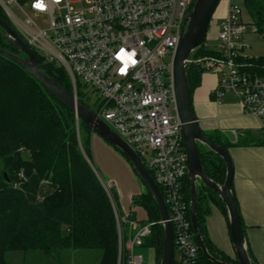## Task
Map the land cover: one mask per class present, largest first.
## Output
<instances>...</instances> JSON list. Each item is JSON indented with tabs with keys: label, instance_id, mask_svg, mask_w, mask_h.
Returning a JSON list of instances; mask_svg holds the SVG:
<instances>
[{
	"label": "built area",
	"instance_id": "obj_1",
	"mask_svg": "<svg viewBox=\"0 0 264 264\" xmlns=\"http://www.w3.org/2000/svg\"><path fill=\"white\" fill-rule=\"evenodd\" d=\"M194 1L0 0L23 41L66 70L78 99V86L88 100L90 88L97 96L94 110L142 158L168 209L173 264H198L199 257L185 198L187 152L173 81L176 47ZM226 2L216 35L219 52L193 61L217 72L213 91L217 100L234 93L264 129V73L243 70L239 59L247 56L243 35L249 25L242 7L233 0ZM10 5L24 18L18 19ZM128 215L116 214L119 235L121 223L130 228L124 243L119 241L117 264H142V255L135 249L144 245L154 226H161V219L140 222Z\"/></svg>",
	"mask_w": 264,
	"mask_h": 264
},
{
	"label": "trees",
	"instance_id": "obj_2",
	"mask_svg": "<svg viewBox=\"0 0 264 264\" xmlns=\"http://www.w3.org/2000/svg\"><path fill=\"white\" fill-rule=\"evenodd\" d=\"M245 6L255 32L264 39V0H245ZM0 18L13 27L1 6ZM0 47L21 54L1 30ZM218 52L207 48L204 41L192 53L188 64L192 91L201 83L206 70L201 62L193 60ZM34 53L42 69L72 92L66 70ZM239 62L245 71L264 73V55L244 56ZM78 87L79 99L88 105L82 88ZM92 132L37 79L0 55V264H7L4 256L10 249H41L48 257L60 260L63 251L81 248L101 249L99 264L118 263L115 211L120 210L119 195L110 182L109 192L105 190L92 167ZM208 137L228 148L230 142L219 135ZM200 151L207 175L223 183L226 172L223 160L202 147ZM184 191L190 217L188 175ZM206 197L217 196L201 184L197 203L201 235L213 256L231 260L215 248L208 236ZM132 203L147 210L148 217L142 222L160 219L158 205L147 190L134 196ZM128 217L135 219L132 212ZM144 245L154 248L158 263L163 251L160 225L153 227ZM249 253L253 258L250 250ZM198 255V264H215L200 249Z\"/></svg>",
	"mask_w": 264,
	"mask_h": 264
},
{
	"label": "water",
	"instance_id": "obj_3",
	"mask_svg": "<svg viewBox=\"0 0 264 264\" xmlns=\"http://www.w3.org/2000/svg\"><path fill=\"white\" fill-rule=\"evenodd\" d=\"M220 0H195L186 16L184 30L180 35L173 61L174 95L177 113L182 124V132L187 152V170L190 179V220L195 240L201 252L215 264H255L248 248L247 237L233 193L234 167L229 151L212 141L202 130L192 103V90L188 77L190 57L204 44L212 17ZM0 30L3 37L21 54L0 47V55L15 62L44 85L62 104L75 113L87 127L118 149L130 162L133 170L151 194L160 211L162 229V257L157 264H173L174 236L164 196L135 149L116 133L94 109L78 99L73 92L63 88L41 67L34 51L23 41L19 34L4 19L0 18ZM204 148L221 158L225 164L223 183L207 175L200 149ZM204 185L223 201L227 210L229 229L236 259L223 260L213 256L201 235L197 221V203L199 185Z\"/></svg>",
	"mask_w": 264,
	"mask_h": 264
},
{
	"label": "crops",
	"instance_id": "obj_4",
	"mask_svg": "<svg viewBox=\"0 0 264 264\" xmlns=\"http://www.w3.org/2000/svg\"><path fill=\"white\" fill-rule=\"evenodd\" d=\"M226 10L227 7L219 15L220 21ZM217 84L216 77L203 72L201 83L192 91L193 108L202 130L208 136L219 135L230 142L227 150L234 167L232 189L248 248L256 264H264V129L258 117L248 113L234 93L227 92L221 100H217L213 92ZM233 131H236L237 135ZM103 144L102 137L92 132L91 148L95 149V145ZM113 154L124 177L119 179L112 175L108 182L112 183L119 195L121 213L127 214L130 206V212L137 219L138 213L133 207L132 200L146 189L130 162L116 153ZM205 201L208 205L205 224L211 242L231 260L236 259L224 204L218 197H206ZM147 217L142 220H146ZM135 251L142 255V264H157L154 248L143 245L137 247Z\"/></svg>",
	"mask_w": 264,
	"mask_h": 264
},
{
	"label": "rangeland",
	"instance_id": "obj_5",
	"mask_svg": "<svg viewBox=\"0 0 264 264\" xmlns=\"http://www.w3.org/2000/svg\"><path fill=\"white\" fill-rule=\"evenodd\" d=\"M233 1L237 2L242 7L243 20L245 23L249 25L248 31L243 35L244 38L243 42L244 44L247 45V47H245L244 49V54L250 57L252 56L258 57L264 55V39L260 35H258V33L253 31V28L250 24L251 19L245 6V0H233ZM9 7L11 11L18 17V19L24 18V15L19 10H17L14 5H10ZM226 7H227L226 0H220L212 17V21L211 24L209 25L205 38V44L210 49H216L219 46V41L217 40L216 37L218 32V26L220 23L218 17L219 15L222 14V12L225 11ZM33 18L36 23L42 25V22L38 20V18L35 15H33ZM204 73L213 75L218 79V74L215 70L206 69ZM87 93L90 98L88 100L85 97V100L88 103V105L91 107V109H95L97 96L90 88H87ZM87 133L88 132L85 131V135H87ZM102 140L104 143L102 146L95 145V149L92 148L93 163L91 164L102 186L105 188L107 192H109L108 180H110L111 176L113 175L120 179L124 175L123 171L121 170V167L118 164V160L115 158L113 153L120 155L123 159H127V158L113 145L109 144V142H107L105 139L102 138ZM24 156H26V154H24ZM98 168L102 173L99 171ZM133 207L135 210H137L138 213L137 214L138 218L137 219L132 218L133 220L140 221L143 218L147 217L148 214L147 210L143 206L136 205L134 203ZM134 209H132V211H134ZM130 210L131 208L129 206L127 212L130 213ZM125 212L126 210L124 211V213ZM115 213L118 214L119 216L123 214L119 209L116 210ZM118 231L119 228L117 223V232ZM129 232H130L129 226L127 224L121 223L120 235L118 232L119 241L121 239V242L124 243L125 239L128 237ZM4 257L7 264H99L102 257V250L99 248H81L76 250L73 249L65 250L62 252L60 260H56L52 257H48L41 249H30V250L10 249L5 253Z\"/></svg>",
	"mask_w": 264,
	"mask_h": 264
},
{
	"label": "snow or ice",
	"instance_id": "obj_6",
	"mask_svg": "<svg viewBox=\"0 0 264 264\" xmlns=\"http://www.w3.org/2000/svg\"><path fill=\"white\" fill-rule=\"evenodd\" d=\"M37 7H41V5H37Z\"/></svg>",
	"mask_w": 264,
	"mask_h": 264
}]
</instances>
